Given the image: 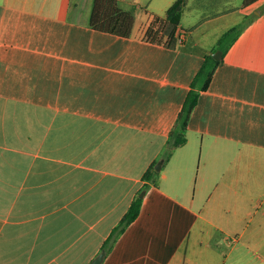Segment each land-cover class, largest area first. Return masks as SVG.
I'll return each mask as SVG.
<instances>
[{
	"label": "crops",
	"instance_id": "obj_1",
	"mask_svg": "<svg viewBox=\"0 0 264 264\" xmlns=\"http://www.w3.org/2000/svg\"><path fill=\"white\" fill-rule=\"evenodd\" d=\"M92 1L0 0V264L102 250L100 264H264V0L227 1L174 49L144 38L174 0H118L129 37L91 28ZM239 22L186 142L143 189L204 55Z\"/></svg>",
	"mask_w": 264,
	"mask_h": 264
},
{
	"label": "trees",
	"instance_id": "obj_2",
	"mask_svg": "<svg viewBox=\"0 0 264 264\" xmlns=\"http://www.w3.org/2000/svg\"><path fill=\"white\" fill-rule=\"evenodd\" d=\"M227 1L229 0H195L194 3L189 5L188 0H174L167 7L164 15H152L145 31L144 38L151 43L161 44L166 48L174 49L177 44H179V31L182 34L189 33L204 23L205 20L228 12L230 8L225 7ZM252 1L254 0H243V4L247 5ZM191 9L202 11L200 19L193 27L183 28L181 26V19L185 11ZM134 22V14L130 10L122 8L118 0L92 1L88 19V24L91 28L121 37H129L132 33ZM244 26V22H239L225 30L217 39L215 50L220 49L224 54L234 43ZM220 61L221 60L215 59L211 53L204 55V60L193 76L182 107L168 132L159 158L155 159L142 175V179L144 180L143 189L147 188L151 183L154 184L156 182L159 170L155 168V165L158 159H162L164 162L167 161L174 149L186 142L187 126L193 108L197 103L199 94L209 86L211 78ZM141 202L142 197L138 194L135 195L128 209L103 244V249L108 251L117 235L137 217Z\"/></svg>",
	"mask_w": 264,
	"mask_h": 264
},
{
	"label": "water",
	"instance_id": "obj_3",
	"mask_svg": "<svg viewBox=\"0 0 264 264\" xmlns=\"http://www.w3.org/2000/svg\"><path fill=\"white\" fill-rule=\"evenodd\" d=\"M212 56L217 59V60H221L222 59V51L220 49H216L214 51L211 52ZM161 163H162V160H159L156 165H155V168L157 170H159L161 168ZM145 190H142L139 194L140 197L143 196ZM105 254V251L102 250L92 261H91V264H100V262L102 261L103 259V256Z\"/></svg>",
	"mask_w": 264,
	"mask_h": 264
},
{
	"label": "rangeland",
	"instance_id": "obj_4",
	"mask_svg": "<svg viewBox=\"0 0 264 264\" xmlns=\"http://www.w3.org/2000/svg\"><path fill=\"white\" fill-rule=\"evenodd\" d=\"M238 2H239V0H233V3H235V4H237ZM190 4H192V3H189V5ZM225 7H230V5H225ZM192 18H196L195 15L190 14V13L189 14L186 13V15H185V17L183 19L184 24L185 23L188 24V21H190ZM191 27H193V26H191Z\"/></svg>",
	"mask_w": 264,
	"mask_h": 264
},
{
	"label": "built area",
	"instance_id": "obj_5",
	"mask_svg": "<svg viewBox=\"0 0 264 264\" xmlns=\"http://www.w3.org/2000/svg\"><path fill=\"white\" fill-rule=\"evenodd\" d=\"M184 39V34L180 33V31L178 32V42H182Z\"/></svg>",
	"mask_w": 264,
	"mask_h": 264
}]
</instances>
